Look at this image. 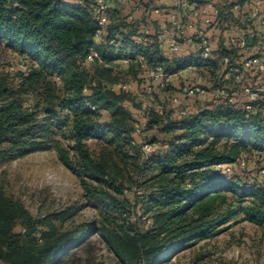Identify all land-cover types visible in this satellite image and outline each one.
<instances>
[{"label":"trees","instance_id":"obj_1","mask_svg":"<svg viewBox=\"0 0 264 264\" xmlns=\"http://www.w3.org/2000/svg\"><path fill=\"white\" fill-rule=\"evenodd\" d=\"M116 2L120 9H110V22L98 41L102 29L94 16V0H0V63L7 64L12 55L26 63L14 76L0 70V164L55 148L81 178L85 197L107 215L99 227L65 228L62 224L77 212L68 209L37 221L0 188V264H77L74 252L93 235L107 242L120 264H160L189 243L219 234L218 228L234 214L220 207L229 193L241 202L250 201L246 214L264 223V184L245 183L218 169H234L244 154L264 155V93L249 101L243 84L245 99L237 96L233 105L225 99L195 112L186 110L179 121L152 113L149 127L164 124L167 132L179 134L148 162L155 182L142 206L151 224L142 230L132 220L130 208L119 197L123 185L108 178V154H96L87 144L107 142L120 154L121 143L133 139L127 93L112 89L120 81L118 63L143 56L150 67L175 73L208 66L210 60L165 57L157 34L155 38L142 31L145 21L130 20L123 13V8L131 10V3ZM260 34L253 49L264 43ZM93 51L99 58L87 62ZM219 51L220 58L231 59L243 53L237 61L246 55L222 47ZM127 68L133 72V63ZM10 76L15 84L8 81ZM27 98L33 101L31 108L25 106ZM63 135L71 141L70 148L62 143Z\"/></svg>","mask_w":264,"mask_h":264},{"label":"rangeland","instance_id":"obj_2","mask_svg":"<svg viewBox=\"0 0 264 264\" xmlns=\"http://www.w3.org/2000/svg\"><path fill=\"white\" fill-rule=\"evenodd\" d=\"M142 26H146V23L142 22ZM223 42L224 40L221 47ZM251 51L250 54H260L264 59V43L258 42ZM189 52L187 57L197 55L194 51ZM164 53L165 57L174 61L180 59L184 51L171 53L165 48ZM240 54L243 53H238L235 58L239 60ZM247 55L246 53L245 57ZM220 57V51L213 52L209 59L210 65L169 72L162 82L149 78L147 69L142 67V63H146L143 56L128 63H133V72L127 71V63H118L122 72L119 75L120 81L116 84L128 86L125 90V105L134 116L133 139L130 144L121 143L124 145L120 154L113 153L115 147L107 142L89 140L87 144L96 154L103 150L108 154V178L123 185V193L119 197L130 208L132 220L142 230L151 224V219L142 206L143 197L152 190L155 182L152 179L155 171L149 168L148 162L152 154L167 150L170 140L179 134L167 132L164 124L149 127L147 123L152 113H159L167 120L179 121L186 116L183 113L186 110L195 112L207 106L224 103L225 99L216 94L218 88H225L228 92L237 90L240 100L245 99L241 97L242 84L264 88V74L256 71L244 72L242 81H235L225 67L222 68ZM25 68L26 63L19 56L12 55L7 64L0 63V70L13 76L16 70ZM13 76L8 77V81L15 84ZM192 88L204 90V93L189 94ZM25 106L31 108L33 101L27 98ZM61 141L68 148L72 146L71 141L64 135L61 136ZM125 155L128 157L121 159ZM243 157L245 161L238 162L234 169L231 166L218 169L227 175L238 177L242 182L263 185L264 155L254 152L244 154ZM0 188L37 221L67 209L77 212L62 224L65 228L80 224L99 227L107 221L105 212L85 197L81 178L62 161L55 148L1 163ZM249 205L250 201L241 202L230 193L225 195L220 203L221 210H232L234 214L218 228L219 234L189 243L160 264H264V223L253 221L246 214L245 208ZM57 224L60 226L61 223ZM74 257L77 264H120L118 257L100 235L91 236L74 252Z\"/></svg>","mask_w":264,"mask_h":264},{"label":"built area","instance_id":"obj_3","mask_svg":"<svg viewBox=\"0 0 264 264\" xmlns=\"http://www.w3.org/2000/svg\"><path fill=\"white\" fill-rule=\"evenodd\" d=\"M81 2V0H76ZM121 4L127 5L131 3L132 12L141 11L144 8L142 0L131 2V0H118ZM172 8L168 14L170 30L165 34H158L157 41L160 46H165L171 53H179L183 43H188L195 47L198 58L201 60H209L213 55V49L210 42V38L207 32L199 30L196 34L189 35L187 33V26L183 20L184 11L189 12L194 18L199 19L202 24L211 26L215 24L223 14V10L217 6L215 0H205L204 3L199 6L191 0H170ZM247 3H251L250 13L246 17V28L242 29L241 33L228 34L224 39L222 48L229 51L246 52L248 55L237 61L235 58L231 59L229 56L221 58L224 67H227L229 74L234 76L237 81L242 80L244 72L256 71L260 74H264V59L250 54L252 51V43L258 40L260 33L264 34V0H246ZM232 10L238 11L241 8L239 0H234L232 4ZM93 12L95 19L101 29L103 30L110 22V7L107 0H94ZM133 16H129L130 20H133ZM101 30V31H102ZM100 34V31L98 35ZM147 34V32H146ZM166 36V38H165ZM138 41L142 39L137 38ZM98 53L96 51L91 52L87 58V62H94L98 59ZM142 67L146 68L149 78L156 82H162L168 77V73L162 66L149 67L146 63H142ZM113 90H126L127 85L115 84L112 86ZM195 92L204 93V90L198 88H192L189 94ZM243 92L249 99V101L255 100L260 93H264V88L244 86ZM216 94L224 99L230 105L236 104L235 98L238 92H228L225 88H218ZM145 108V105L143 106ZM249 110L252 106L247 107ZM187 114V112H183ZM245 158L242 157L240 162H244Z\"/></svg>","mask_w":264,"mask_h":264},{"label":"crops","instance_id":"obj_4","mask_svg":"<svg viewBox=\"0 0 264 264\" xmlns=\"http://www.w3.org/2000/svg\"><path fill=\"white\" fill-rule=\"evenodd\" d=\"M137 0H131V2H135ZM145 6V10L132 12L127 8H123V13L128 16H133V20H141L145 21L147 24L143 27V32H147L148 35H155L157 34H167L166 32L170 30V23L168 14L172 8V3L170 0H142ZM195 2L197 5L201 6L205 0H191ZM110 9H120V5L116 0H107ZM217 6H219L223 13L222 17L213 25L206 26L202 24L199 19L194 18L189 12L184 11L183 13V20L187 26V33L189 35L196 34L199 30H204L207 32L208 37L210 38V42L212 45L213 52H217L221 48L222 41L227 37L228 34L231 33H241L243 29V25L245 23L246 17L250 13L251 3H247L246 0H239L241 5L240 10L233 11L232 4L234 0H215ZM263 13H264V7ZM106 29L104 28L100 31V34L97 36V40L100 41L102 36L105 34ZM153 38V37H152ZM151 38V39H152ZM156 38V37H155ZM166 38V36H165ZM157 41V40H156ZM158 42V41H157ZM162 54L165 55L164 50L165 46H160ZM167 49V48H166ZM186 50V52H185ZM194 51L196 54L195 47L188 44L183 43L180 52L184 51L181 58H186L187 55H190L189 51ZM198 54L192 57H197ZM139 56H137L138 58ZM123 63H129L128 59L122 60ZM148 65V63L146 62ZM149 66V65H148ZM150 67V66H149Z\"/></svg>","mask_w":264,"mask_h":264}]
</instances>
